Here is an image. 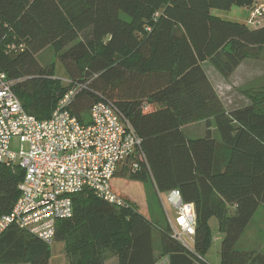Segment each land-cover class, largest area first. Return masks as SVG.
Listing matches in <instances>:
<instances>
[{
    "label": "trees",
    "instance_id": "1",
    "mask_svg": "<svg viewBox=\"0 0 264 264\" xmlns=\"http://www.w3.org/2000/svg\"><path fill=\"white\" fill-rule=\"evenodd\" d=\"M256 2L0 0V71L17 81L26 112L49 119L76 86L69 109L82 123H90L95 103H113L142 140L140 170L123 164L125 172L151 182L157 194L179 190L195 208L187 247L173 237L167 218V227L157 228L131 200L116 208L89 191L77 194L73 216L56 225L55 241L66 245L70 264H105L103 251L118 264H156L154 232L170 264H208L213 217L224 234L221 264H264V253L237 249L264 205V88L250 90L245 106L226 110L203 67L210 62L228 79L244 60L260 56L264 27L211 12L251 11ZM48 47L58 53L69 84L38 60ZM200 121L205 135L189 138L183 126ZM23 179V170L0 165V217L13 208ZM51 257V247L25 231L12 228L0 238V264H50Z\"/></svg>",
    "mask_w": 264,
    "mask_h": 264
},
{
    "label": "built area",
    "instance_id": "2",
    "mask_svg": "<svg viewBox=\"0 0 264 264\" xmlns=\"http://www.w3.org/2000/svg\"><path fill=\"white\" fill-rule=\"evenodd\" d=\"M263 17L264 5L256 3L248 23L256 27ZM16 82L0 71V165L24 171L17 201L0 217V238L16 228L52 247L57 222L73 216L75 195L89 191L116 208L129 207V201L113 191L112 180L123 164L140 170L142 140L111 102L95 103L90 123H82L69 109L78 86L65 94L49 119L39 120L23 108L14 91ZM15 138L21 143L18 153L11 150ZM159 195L173 237L191 247L193 204L185 203L177 189L165 193V199Z\"/></svg>",
    "mask_w": 264,
    "mask_h": 264
},
{
    "label": "rangeland",
    "instance_id": "3",
    "mask_svg": "<svg viewBox=\"0 0 264 264\" xmlns=\"http://www.w3.org/2000/svg\"><path fill=\"white\" fill-rule=\"evenodd\" d=\"M212 15L225 21L237 22V23H248L250 15H248V8L233 6L232 9H212ZM249 24V23H248ZM9 43V42H8ZM11 44L6 46V51L13 50ZM4 48V46L2 47ZM262 50L260 51L261 55ZM38 60L40 63L50 69H54V78L61 80L65 84H69L66 72L61 64L60 57L55 49L48 47L38 54ZM211 80L214 83L215 89L219 98L221 99L226 110L238 108L250 103V95L252 91H259L264 88V80L253 82L252 84L237 85L232 84L237 80L230 83L224 81L215 80L212 73H216V68L211 64L205 65ZM225 79V78H224ZM87 122V117L84 118ZM212 128H216L214 120H211ZM183 129L190 136L197 137L203 129H205V122L200 121L196 123H190L183 126ZM217 129V128H216ZM198 134V135H197ZM216 138L220 140L218 131H215ZM27 148V145H24ZM11 150L18 153L21 150V143L17 138L12 141ZM16 168H13V170ZM130 169L126 167L123 169L121 166L117 171L115 177L112 180L113 191L125 199L128 198L134 200L138 206V209L142 215L149 220H152L155 227L164 226L167 227L166 217L163 210L162 201L160 195L157 194L151 182H142L132 180L129 177ZM125 195V196H124ZM163 199L165 195L162 194ZM169 215L174 219V210L166 205ZM157 226V228H158ZM210 231L213 237L211 246L205 255V261L208 264H221V245L224 239V234L220 231L219 222L216 217H213L209 221ZM79 235L76 234V238ZM157 237V236H156ZM156 239V238H155ZM156 239L155 243L157 242ZM192 245V244H191ZM238 250L255 251L258 253H264V205H261L247 227L242 238L237 244ZM52 257L50 264H70V259L67 255V248L64 243L56 242L52 247ZM106 261L113 259L115 256L111 251H103ZM102 253V254H103ZM105 261V262H106Z\"/></svg>",
    "mask_w": 264,
    "mask_h": 264
},
{
    "label": "crops",
    "instance_id": "4",
    "mask_svg": "<svg viewBox=\"0 0 264 264\" xmlns=\"http://www.w3.org/2000/svg\"><path fill=\"white\" fill-rule=\"evenodd\" d=\"M256 3L264 5V0H257ZM248 15H250V9H248ZM258 26L264 27V17L260 20ZM207 63H210V62H205L203 64V67H204L205 72H206V74H207V76L209 78L210 83L212 84V86L215 89L214 83H213V81L210 78L209 71H207V69L205 67V65ZM212 74H213V78L215 80H219L220 81V79H221V81H224L226 83H230V82H232L234 80H237L236 82H234L232 84H236L237 83L238 85H240V84L241 85H243V84L247 85V84H252L253 82H257L259 80H264V47L262 48L261 55L258 58H250V59L244 60L237 67V69L234 71V73L228 79H224V77L221 76V74L217 70H216V73H212ZM215 91H216V89H215ZM216 93H217V91H216ZM240 107H242V106H240ZM216 128H212L214 135H215V131H217ZM205 132H206V125H205V129H203V131H201L199 135L197 134L198 135L197 137L190 136L188 133H186V132L185 133H186V135L189 138L193 139V138L203 137L205 135ZM129 200L134 201L132 199H129ZM173 220L176 221V222H178V220H179V218H178V216L176 215L175 212H174V219ZM155 238L159 239L158 232H154V240H156ZM60 243H62V242H60ZM155 259H156V264H170V257L169 256L163 257L162 254H161L160 247H159V240H157V242L155 243ZM105 264H118V258L114 257L113 259H109V260H107L105 262Z\"/></svg>",
    "mask_w": 264,
    "mask_h": 264
}]
</instances>
